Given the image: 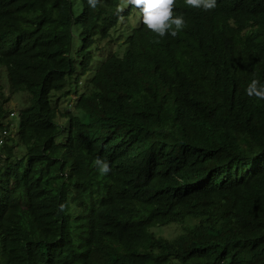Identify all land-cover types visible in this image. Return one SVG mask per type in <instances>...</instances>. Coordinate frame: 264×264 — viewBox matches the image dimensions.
<instances>
[{
    "label": "trees",
    "instance_id": "16d2710c",
    "mask_svg": "<svg viewBox=\"0 0 264 264\" xmlns=\"http://www.w3.org/2000/svg\"><path fill=\"white\" fill-rule=\"evenodd\" d=\"M172 11L0 0V264H264V0Z\"/></svg>",
    "mask_w": 264,
    "mask_h": 264
},
{
    "label": "clouds",
    "instance_id": "9594fccd",
    "mask_svg": "<svg viewBox=\"0 0 264 264\" xmlns=\"http://www.w3.org/2000/svg\"><path fill=\"white\" fill-rule=\"evenodd\" d=\"M141 13L142 22L158 36L163 37L165 33L175 36L185 26L182 14H173L174 0H128ZM186 5L204 10L216 6V0H184ZM91 7H95L97 0H88ZM131 27L130 29H133ZM248 96H255L264 100V82L254 78L247 85ZM95 165L101 175L107 174L111 169L107 161L97 158Z\"/></svg>",
    "mask_w": 264,
    "mask_h": 264
},
{
    "label": "rangeland",
    "instance_id": "374dc122",
    "mask_svg": "<svg viewBox=\"0 0 264 264\" xmlns=\"http://www.w3.org/2000/svg\"><path fill=\"white\" fill-rule=\"evenodd\" d=\"M1 76H3V74L0 71L1 91L4 93L5 96H9L10 94H9L7 85L4 83V78H2ZM74 96H75L74 93H70L68 96L61 98L58 102L59 107L61 109H63V108L66 109V107L71 108L73 101H74ZM19 97H21V96H19L18 94H13L11 97V100L8 102V105L12 107L13 105L17 104L18 101H20ZM10 117H12V116H10ZM6 119H7V117H6ZM11 119L13 120V124L16 123L15 118L12 117ZM63 136L64 135L61 133L57 134L55 137L56 141L61 142ZM195 220H196V218L188 216L180 222H169L166 224L154 225V226L149 228V231L153 232L157 236H165L169 239H172V238L176 237L179 233L182 232V229L184 226L192 225L193 224L192 222H194Z\"/></svg>",
    "mask_w": 264,
    "mask_h": 264
}]
</instances>
